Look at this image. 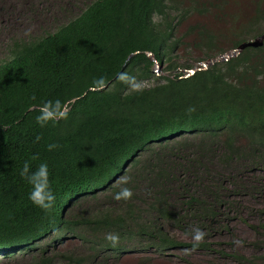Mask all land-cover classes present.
<instances>
[{
    "label": "trees",
    "instance_id": "trees-1",
    "mask_svg": "<svg viewBox=\"0 0 264 264\" xmlns=\"http://www.w3.org/2000/svg\"><path fill=\"white\" fill-rule=\"evenodd\" d=\"M263 1L235 34L234 50L264 35ZM216 3L95 0L55 33L15 44L0 64L1 255H30L28 264H114L108 254L182 249L248 262L216 251V237L240 197L264 192L262 178L258 187L240 178L264 172V44L191 74L196 67L181 64L186 38L207 47V60L227 54L215 51L224 36L205 26L179 35L193 12ZM157 64L171 76H158ZM56 99L68 118L41 128L40 104ZM50 143L58 147L48 151ZM45 161L56 195L47 213L20 175L25 162L35 171ZM122 187L130 199L115 198ZM92 203L98 212L87 216ZM109 234L119 237L115 244ZM70 239L80 248H58Z\"/></svg>",
    "mask_w": 264,
    "mask_h": 264
},
{
    "label": "rangeland",
    "instance_id": "rangeland-1",
    "mask_svg": "<svg viewBox=\"0 0 264 264\" xmlns=\"http://www.w3.org/2000/svg\"><path fill=\"white\" fill-rule=\"evenodd\" d=\"M95 0H0V64L12 57V49L20 42H30L32 40L45 37L55 33L59 27L69 23ZM215 8H210L207 13L193 12L188 19L179 27V35L187 36L193 27H207L210 33L220 37L217 41V50H226L224 56H217L219 60L229 59L230 55L239 52L234 50V44L239 40L235 34H240L242 27L249 23L255 15L257 3L263 0H217ZM264 3V1H263ZM221 6L223 11H219L217 6ZM202 9L205 6L201 7ZM261 29L264 24L261 23ZM190 36V35H189ZM196 36L186 38L189 45L180 52L181 64L194 65L196 68L204 67L207 61V47L203 51L190 46ZM256 40V39H255ZM250 41H254L250 39ZM207 60V61H205ZM211 60V59H210ZM205 61V62H204ZM158 76L169 77L166 65H158L156 68ZM146 85V84H145ZM248 170L244 177L249 183L259 186V179L264 186V172L254 174ZM262 175V176H260ZM250 178V179H247ZM240 208L233 211L229 221L224 222V226H229L225 232L219 233L216 239L219 241L216 251L225 248L230 254H242L248 257V262L241 264H264V192L257 190L244 194L238 199ZM82 211V210H81ZM86 215L91 216L98 212L95 204H90L85 209ZM255 228H254V227ZM170 235L176 239L189 241L186 234L171 230ZM50 248L54 246L52 239ZM81 244L78 241L66 240L58 248L63 252L70 249H78ZM50 249V250H51ZM54 250L52 249L51 252ZM114 264H240L233 258L223 257L220 254L186 250H172L162 252H143L127 250L119 253L108 254ZM153 259L147 261L146 257ZM26 260V262H25ZM30 255L24 257L17 252L14 257L0 254V264H28Z\"/></svg>",
    "mask_w": 264,
    "mask_h": 264
},
{
    "label": "clouds",
    "instance_id": "clouds-1",
    "mask_svg": "<svg viewBox=\"0 0 264 264\" xmlns=\"http://www.w3.org/2000/svg\"><path fill=\"white\" fill-rule=\"evenodd\" d=\"M39 115L36 117V123L41 127H47L49 124H57L61 120L68 118L67 104L59 99L44 101L39 106ZM40 138L37 137V141ZM58 146L54 143L47 145L48 151H53ZM21 177L31 186L29 193V199L31 202L45 213L50 212L56 201V195L52 189L50 181V172L48 163L41 162L35 171L31 170V166L28 162H25L20 172ZM129 178H125L122 183L127 184ZM133 193L128 187H122L119 192L116 193V199H130ZM197 239L201 238V234L198 233ZM107 239L115 244L119 237L114 234H109Z\"/></svg>",
    "mask_w": 264,
    "mask_h": 264
},
{
    "label": "water",
    "instance_id": "water-1",
    "mask_svg": "<svg viewBox=\"0 0 264 264\" xmlns=\"http://www.w3.org/2000/svg\"><path fill=\"white\" fill-rule=\"evenodd\" d=\"M263 44H264V35L262 37H260V38H257L254 41H249V42L243 43L238 49H236V50H239V52H237L235 54L233 53L229 57L231 58L233 56H237L238 54L242 53V51H244L248 47L258 48V47L263 46ZM223 60H225V59H222V60L220 59L219 60L218 58H213V59L207 61L206 63H204V65H205L204 67H207L210 64H214L216 62L223 61ZM226 60H228V59H226ZM197 70H201V69L200 68H196V69L192 70L190 73L194 74Z\"/></svg>",
    "mask_w": 264,
    "mask_h": 264
}]
</instances>
